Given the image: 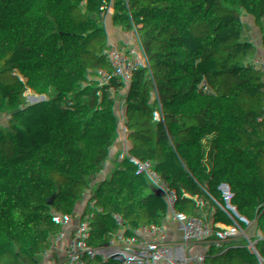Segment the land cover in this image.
<instances>
[{"label":"trees","instance_id":"obj_1","mask_svg":"<svg viewBox=\"0 0 264 264\" xmlns=\"http://www.w3.org/2000/svg\"><path fill=\"white\" fill-rule=\"evenodd\" d=\"M21 1L47 62L3 43ZM262 25L250 0H0V264H229L239 222L210 189L264 177ZM67 150L105 187L87 217L56 211ZM251 245L264 264V219Z\"/></svg>","mask_w":264,"mask_h":264},{"label":"built area","instance_id":"obj_2","mask_svg":"<svg viewBox=\"0 0 264 264\" xmlns=\"http://www.w3.org/2000/svg\"><path fill=\"white\" fill-rule=\"evenodd\" d=\"M227 2L228 0H219ZM25 2L21 1L16 11H10L7 14L6 20L9 25L13 26L15 32L12 37H17V32L20 34L21 40L30 50V54L45 62L49 61L48 57L39 48L37 39H30V34L26 33L24 26V18L29 15L23 14V6ZM96 9L102 11L114 25L122 24L128 27L124 21L132 16V12L128 7H123L117 12H112L107 5L100 2L91 4ZM69 16V15H67ZM255 36L259 39H264V24L256 32ZM53 122L58 127H64L63 121L53 118ZM65 155V154H64ZM96 165V164H95ZM97 167V166H96ZM102 180V179H101ZM260 185L252 194L247 196L244 200H236L229 191L226 184H217L210 189V194L215 200L220 201L226 208L233 212L238 219L239 226L235 229H228L225 234L224 242L230 251L229 264H246L248 260V250L251 245V237L254 230L262 221L260 208L264 200V177L259 178ZM67 187L71 195L70 200H58L56 202V211L59 216H65L70 213L72 209L80 211L87 217L92 209L94 202L101 199L102 188L105 189L103 183L102 188H98L97 183L85 182L78 177L69 173ZM161 224L170 223L169 218L163 212L159 216ZM79 247L82 246L81 239L79 240ZM115 250L119 249L117 243L114 244ZM82 255V254H81ZM82 264H86V259L81 256Z\"/></svg>","mask_w":264,"mask_h":264},{"label":"rangeland","instance_id":"obj_3","mask_svg":"<svg viewBox=\"0 0 264 264\" xmlns=\"http://www.w3.org/2000/svg\"><path fill=\"white\" fill-rule=\"evenodd\" d=\"M250 1L253 3L255 9L260 13L262 21H264V4L262 2H260L259 0H250ZM19 41H20V39H19ZM19 43H20L21 52H22L23 56L25 58H29L31 56L29 48L27 47V45H25L23 40H21ZM201 150L203 151V155L205 158L203 169L212 173L214 164L212 162L211 157H214V155L212 154L213 152L204 143L201 145ZM70 153H71L70 150H67V153H65V159H66V163L68 166L69 173L72 175L76 174L79 177V179H81V178H83V176H86V173L88 171H90L89 170L90 168H92L94 171L93 172L94 181L97 183L98 188L101 189L102 188V180H101L98 168H96L92 164V162H89L88 164H81L79 162H77V163L72 162V159L74 157ZM216 168L218 169V166ZM84 178H86V177H84ZM5 230L6 229L4 227V231Z\"/></svg>","mask_w":264,"mask_h":264},{"label":"crops","instance_id":"obj_4","mask_svg":"<svg viewBox=\"0 0 264 264\" xmlns=\"http://www.w3.org/2000/svg\"><path fill=\"white\" fill-rule=\"evenodd\" d=\"M263 24H264V21H263ZM12 35L13 34H11V35H9V36H6L4 39H3V43L4 44H9V43H11L12 41H14L16 38L17 39H21V37H20V34L19 33H17V37L14 39L13 37H12ZM7 37H10V39L8 40V42H5V39L7 38ZM213 154V153H212ZM214 155V154H213ZM211 159H212V162H213V172L212 173H217V172H219L220 171V168H219V165H218V163H217V158L214 156V157H211ZM72 162H75V163H77V162H79V163H81V164H88L89 162H84V161H81L80 159H76V158H73L72 159ZM95 167H96V165L94 164V163H92ZM218 166V169L216 168ZM97 168V167H96ZM90 171H88L87 173H86V176H83V178L84 177H86V178H81V180H84L85 182H91V183H95V181H94V177H93V169L92 168H90L89 169ZM74 176H76V177H78L76 174H73ZM79 178V177H78ZM92 178V179H91ZM220 184H224L225 185V183L223 182V181H221V183ZM260 214H261V217L264 219V200H263V202H262V205H261V208H260ZM258 255H257V253L255 252V250L253 249V247L251 246L250 247V249L248 250V260H247V263L246 264H258V257H257ZM78 264H82V258H80V260L78 261Z\"/></svg>","mask_w":264,"mask_h":264},{"label":"water","instance_id":"obj_5","mask_svg":"<svg viewBox=\"0 0 264 264\" xmlns=\"http://www.w3.org/2000/svg\"><path fill=\"white\" fill-rule=\"evenodd\" d=\"M1 232H4V227L3 226H0V233Z\"/></svg>","mask_w":264,"mask_h":264},{"label":"bare ground","instance_id":"obj_6","mask_svg":"<svg viewBox=\"0 0 264 264\" xmlns=\"http://www.w3.org/2000/svg\"><path fill=\"white\" fill-rule=\"evenodd\" d=\"M9 39H10V37H7V38L5 39V42H8Z\"/></svg>","mask_w":264,"mask_h":264}]
</instances>
